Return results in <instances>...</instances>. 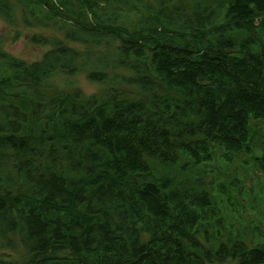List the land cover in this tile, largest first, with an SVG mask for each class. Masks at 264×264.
Masks as SVG:
<instances>
[{
  "label": "trees",
  "instance_id": "16d2710c",
  "mask_svg": "<svg viewBox=\"0 0 264 264\" xmlns=\"http://www.w3.org/2000/svg\"><path fill=\"white\" fill-rule=\"evenodd\" d=\"M0 17L80 47L28 63L0 38V244L24 251L0 264H264V0H0ZM80 75L105 92H51ZM257 149L248 179L226 173Z\"/></svg>",
  "mask_w": 264,
  "mask_h": 264
},
{
  "label": "rangeland",
  "instance_id": "374dc122",
  "mask_svg": "<svg viewBox=\"0 0 264 264\" xmlns=\"http://www.w3.org/2000/svg\"><path fill=\"white\" fill-rule=\"evenodd\" d=\"M205 4L209 3H216V2H222L223 0H202ZM33 37L37 39H45L47 42L46 44H35L33 42ZM0 38L3 41V45L5 50L10 53L12 56L24 60L28 63H33L36 61H39L44 54L54 49V46L58 42H63V44L69 46V47H75L80 48L78 45H72L70 43H67L65 41L64 35L53 29H43V28H35V29H27L23 27L22 25H19L17 28L9 27L0 17ZM51 92H68L71 94H74L75 92L79 91L83 95L87 97H91L94 95H102L106 88L104 86H101L99 84L92 83L88 81L86 75H80L74 78H65V77H59L55 79L54 81H51L50 83ZM57 90V91H53ZM260 150L257 149L254 153L253 158H246L244 157L239 158L235 163L233 167L226 168V173L233 179H248L250 177V173L248 175L245 172V168L243 166H248V170L251 172L252 168L254 167V162L257 163L255 157L260 158L261 157ZM243 161H247L242 163ZM246 163H249L247 165ZM243 165V166H242ZM218 168L215 170L224 171L221 169V164L217 165ZM255 170V169H254ZM254 173V171H253ZM215 174V173H214ZM213 174V175H214ZM253 180L251 181L253 184H257L258 180L260 179L261 182L264 185V177L254 176L252 174ZM197 176L194 174H186L182 176L181 180L189 179L192 182H194L195 178ZM228 180V176H225ZM208 181L212 180V177H209L207 179ZM250 181L247 182V186H251ZM24 254V251L21 246H17L15 250H8L1 246L0 244V259L5 260H17L20 259V257ZM214 264H221V263H214ZM224 264H234L232 262H227Z\"/></svg>",
  "mask_w": 264,
  "mask_h": 264
}]
</instances>
